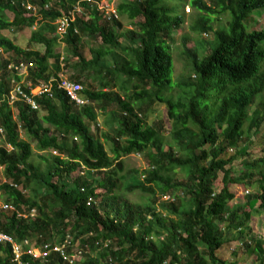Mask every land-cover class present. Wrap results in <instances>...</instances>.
<instances>
[{
  "label": "trees",
  "instance_id": "trees-1",
  "mask_svg": "<svg viewBox=\"0 0 264 264\" xmlns=\"http://www.w3.org/2000/svg\"><path fill=\"white\" fill-rule=\"evenodd\" d=\"M80 1L83 14L61 40L67 50L63 54L57 50L60 38L54 23ZM27 4L39 13L29 12ZM186 4L120 0L119 16H127L139 29L123 32L120 19L107 20L84 0H0V49L16 55L17 64L28 65L32 85L74 71L70 80L83 85L82 95L90 101L79 107L56 92L54 99L36 97L39 111L9 104L4 96L11 92L10 62L0 65V140L5 144L0 167L8 181L0 185V193L15 209L10 214L0 210V232L23 246L22 264H68L55 252L46 258L32 254L68 239L80 245L72 249L78 255L75 264H240L223 260L219 253L244 236L249 239L242 250L255 256L254 264H264V235L253 234L249 224L258 206L264 210V156L245 163L239 177L233 175L235 158L230 156L246 131L257 134L264 123V29L249 28L251 17L264 12V0L189 2L201 13L196 31L213 34L214 40L205 42L202 53L189 50L195 80L184 83L177 101L166 100L173 70L170 40L185 25ZM8 11L14 14L12 21ZM223 16L225 24L215 30L211 17ZM22 28L31 32L25 48L3 34ZM84 36L99 38L110 49H124L131 57L115 59L114 67L105 62L107 56L118 58L113 51L92 50L87 59ZM92 70L125 77L135 92L126 100L108 92L110 83L104 79L105 90H93L88 81ZM257 98L262 110L251 116ZM158 102L167 104L173 125L174 145L168 151L162 148L164 126L146 124L149 105ZM96 103L119 124L115 136L105 135L110 152L92 133L93 126L99 131ZM137 103L138 111L133 106ZM111 106L116 111H109ZM22 134L36 143L37 152ZM46 152L54 154L41 158L46 164L42 167L33 158ZM133 154L150 163L146 184L138 189L167 197L159 205L130 206L120 199L127 178L140 175L125 171L122 158ZM235 185L251 190L243 205H231ZM13 257L10 244L0 245V264H19Z\"/></svg>",
  "mask_w": 264,
  "mask_h": 264
},
{
  "label": "rangeland",
  "instance_id": "rangeland-1",
  "mask_svg": "<svg viewBox=\"0 0 264 264\" xmlns=\"http://www.w3.org/2000/svg\"><path fill=\"white\" fill-rule=\"evenodd\" d=\"M187 2L185 6V13H183V16L185 17V25L178 31L174 32V34L171 37L170 40V47H171V53L173 57V70H172V76L170 78L171 84L167 87L164 93V97L166 100H173L177 101L179 97L183 96L184 90L182 87L184 83L189 82L190 78L192 77V80H195V75L192 73V66H191V58L188 54L189 50H197L198 52L202 53L203 48L205 47V42H211L214 39L213 34H207L196 31V26L199 24V17L201 16V13L198 10H195L189 5V2L191 0H185ZM120 0L116 1V6H119ZM178 12V11H177ZM7 17L12 21L14 19V14L11 12H6ZM120 21L123 26V32H126L128 30H135L136 32H139V29L137 26H135L134 23H132L127 16H119ZM213 26L216 29L220 28L225 24V21L227 20L226 16H223L222 19H218L217 17L213 18ZM137 21H135L136 23ZM55 24V23H54ZM249 28L250 30H261L264 29V12H256L251 19L249 20ZM38 26L33 27V30H36ZM57 35L59 36V46L57 48L58 51L62 52L63 54H67L66 46L62 43V36H60V33L57 31ZM4 36L9 37L12 39L17 45H20L21 47H27L29 43V35L31 32L29 29H14L10 31H6L3 33ZM83 47H84V54L87 57V59L92 58L91 51L95 50H104V51H113L115 56H118V58H113V56H107L105 59V62L107 63L109 67H114L115 65V59H130L131 53L125 52L124 49H110L107 46H105L101 39L84 36L82 39ZM123 46H128V42L126 40H122ZM33 47H36L35 44H32ZM203 47V48H202ZM39 48V47H38ZM43 50V49H42ZM13 54H6L5 52L1 54L0 61L1 65L4 62V60H10L12 63H17L15 60L17 58H14ZM201 57V56H200ZM15 61V62H13ZM20 62V61H19ZM22 62V61H21ZM74 71H70L67 74H62L60 76H64L66 78L70 79L71 74H73ZM107 78V79H105ZM110 78H113L115 81H108ZM102 79L105 80L106 83H110V87L107 88L108 92H111L113 94H119L122 98H125L128 100L129 96L135 92V89L133 87V84H129L126 81L125 77H122L120 75H111L107 76L105 74H102L98 71H91L90 79L88 80L92 84V89L95 91H101L105 90L102 86L103 82ZM22 81H25L22 79ZM26 82V81H25ZM136 82H134L135 84ZM150 92H153V88H149ZM106 90V91H107ZM261 101L262 99H256L255 104L253 105L251 109V116H257L259 115V112L262 110L261 107ZM97 112H98V128L99 131H96L95 126L92 127V133L95 135L96 138H99L106 146V149L110 152L111 151V143L106 140V136H110L111 138L115 136V131L119 127V124L114 121L111 112L106 113L102 110V106L100 103L94 104ZM134 108L138 111V108L141 107L140 103L134 104ZM109 111H116L115 106L109 107ZM146 124L148 126H154L158 125V127L164 126V132H163V140L164 145L163 149L168 151L170 146L174 145V141L172 138V129L173 125L169 121L168 118V106L165 102H158L155 104H150L148 107V110L146 112ZM22 138L25 140H28L32 143L33 148L36 150V143L32 142L30 138L22 134ZM5 146L3 140H0V147ZM53 155L52 152H46V153H36L33 160L36 163H39L42 165V167H45V163L41 158L49 157L50 155ZM234 156V161L231 165L233 175L235 177L242 176L244 172V164L248 163L252 160H257L259 158H262L264 156V123L260 129V131L256 134L255 132L248 133L246 131L245 139L242 141L240 146L236 149H232L230 152V156ZM122 161H124L125 165V171H139L140 175H131L127 178L125 181V185L123 187V191H121V200L126 201L128 205L134 206V205H141L142 207H146L153 201H156V204L159 205V203L163 200H167V197H161L159 194L157 195H151L148 192H145L144 190L138 189L140 185L146 184V179H144L145 171L150 168V163L148 159L143 155H130L127 157H123ZM0 177L4 179L3 175V169L0 167ZM180 179H185L184 174H179L178 176ZM149 187L150 185H146ZM235 190L237 192V196L235 200L232 202L231 205L234 204H241L243 205L245 202H247V195L251 193V190L245 191L243 186L235 185ZM181 195V194H180ZM6 197L0 193V210L2 209V206L6 205ZM11 211H8L7 214H10ZM250 228L253 230V234H263L264 235V210L260 209L259 206L253 211L252 213V219L250 221ZM248 237L244 236L240 238L238 241L231 242L228 246L226 245L219 253L220 257L223 260L232 261V260H238L240 264H254L255 263V256L247 253L246 251L242 250L243 242H246ZM74 250L79 248L80 245L78 243L74 244ZM72 247V248H73ZM73 250L71 249L70 252ZM33 252L36 256H39L40 249H33ZM84 253H87L88 251L86 249L83 250Z\"/></svg>",
  "mask_w": 264,
  "mask_h": 264
},
{
  "label": "built area",
  "instance_id": "built-area-1",
  "mask_svg": "<svg viewBox=\"0 0 264 264\" xmlns=\"http://www.w3.org/2000/svg\"><path fill=\"white\" fill-rule=\"evenodd\" d=\"M116 1L117 0H84V2H86L92 10H97V12L109 21H113V19H120ZM26 9L35 15L39 13V8L33 4H27ZM46 9H49V6H47ZM82 14V1L78 2L73 9L63 11V14L55 21V25L57 27V31L60 33V36L64 38L69 30V27H71V24H73L78 17H81ZM2 53H4V51L0 49V54ZM7 72L9 74L8 81L11 85V92L4 96V100H6L9 104L14 105L16 103H22L33 111H39L40 106L36 97L54 99L56 92L65 93L70 98V101L79 107H84L90 104V101L82 95L84 90L83 85L64 76H60L59 79L52 78L48 82H43L37 86H33L32 83L25 84L22 80H17V77L20 78L21 75L28 72V65L26 63H10L7 66ZM1 75L2 74H0V76ZM3 133V128L0 127V134ZM5 183H8L6 178L4 177V179H2L0 177V185ZM2 209L5 211H15L14 207L8 204L2 206ZM31 215L35 216L36 210H33ZM3 244H10L12 246L14 256L13 262L22 264L24 254L22 250L23 246L16 243L12 236L0 232V245ZM27 244L28 242L26 241V245ZM73 246L72 241L68 239L65 243L56 245L45 252L40 250L41 253L39 256H36L33 251L32 254L36 258H46L47 255H49V252H55L68 264H75L78 255L74 251L70 253V249L74 248ZM47 248L48 247L45 249Z\"/></svg>",
  "mask_w": 264,
  "mask_h": 264
},
{
  "label": "crops",
  "instance_id": "crops-1",
  "mask_svg": "<svg viewBox=\"0 0 264 264\" xmlns=\"http://www.w3.org/2000/svg\"><path fill=\"white\" fill-rule=\"evenodd\" d=\"M15 43V42H14ZM16 44V43H15ZM17 45V44H16ZM18 46H20V45H18ZM21 47V46H20ZM21 48H25V47H21ZM14 58H16V56H14ZM7 61H9L10 63H12V61H10V60H7ZM16 61V60H15ZM15 61H13V62H15ZM20 79L22 80V79H24L25 81H23L25 84H29V83H31L30 82V80H28V72L27 73H25V74H23V75H21L20 76Z\"/></svg>",
  "mask_w": 264,
  "mask_h": 264
},
{
  "label": "clouds",
  "instance_id": "clouds-1",
  "mask_svg": "<svg viewBox=\"0 0 264 264\" xmlns=\"http://www.w3.org/2000/svg\"><path fill=\"white\" fill-rule=\"evenodd\" d=\"M4 51V50H3Z\"/></svg>",
  "mask_w": 264,
  "mask_h": 264
}]
</instances>
